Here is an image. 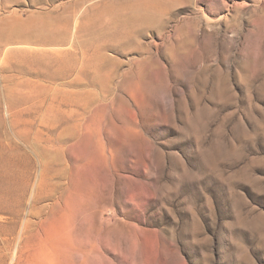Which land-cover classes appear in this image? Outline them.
I'll list each match as a JSON object with an SVG mask.
<instances>
[{"label": "rangeland", "instance_id": "obj_1", "mask_svg": "<svg viewBox=\"0 0 264 264\" xmlns=\"http://www.w3.org/2000/svg\"><path fill=\"white\" fill-rule=\"evenodd\" d=\"M0 264H264V0H0Z\"/></svg>", "mask_w": 264, "mask_h": 264}]
</instances>
